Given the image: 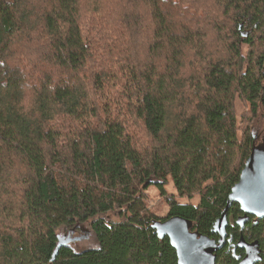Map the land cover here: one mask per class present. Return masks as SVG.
<instances>
[{
	"label": "trees",
	"instance_id": "1",
	"mask_svg": "<svg viewBox=\"0 0 264 264\" xmlns=\"http://www.w3.org/2000/svg\"><path fill=\"white\" fill-rule=\"evenodd\" d=\"M257 148L264 0H0V264H179L157 223L218 238ZM243 215L217 264H264V218ZM82 223L97 245L60 237Z\"/></svg>",
	"mask_w": 264,
	"mask_h": 264
},
{
	"label": "water",
	"instance_id": "2",
	"mask_svg": "<svg viewBox=\"0 0 264 264\" xmlns=\"http://www.w3.org/2000/svg\"><path fill=\"white\" fill-rule=\"evenodd\" d=\"M235 202L244 212L238 220L242 228L251 216H256L257 220L264 218V150L254 149L246 161L240 180L233 186L227 205L214 226L218 238L190 230L177 216L157 223L158 231L169 236L176 249L179 264H217V252L224 248L228 237V211ZM248 251L250 253V248Z\"/></svg>",
	"mask_w": 264,
	"mask_h": 264
},
{
	"label": "rangeland",
	"instance_id": "3",
	"mask_svg": "<svg viewBox=\"0 0 264 264\" xmlns=\"http://www.w3.org/2000/svg\"><path fill=\"white\" fill-rule=\"evenodd\" d=\"M248 109V105L243 104L241 100L237 99L236 115L238 117L239 132L241 134L242 129L248 126L249 131H252L255 133V135H258V131H260L263 127V123L260 120L258 122L252 121L251 114ZM254 123H256L257 125L253 126ZM166 188L168 192L175 193L176 198L179 201L188 202L190 200L187 197H181L177 193V190L174 187L173 181L171 179H169V183L166 185ZM198 200L199 196H195L191 201L197 203ZM147 203L155 211L166 213V199L161 195L160 190L156 185H151L148 189ZM59 233L60 237L71 240L72 244L77 249H81L87 246H95L98 244L96 235L88 223H82L74 227L62 229L59 231Z\"/></svg>",
	"mask_w": 264,
	"mask_h": 264
},
{
	"label": "flooded vegetation",
	"instance_id": "4",
	"mask_svg": "<svg viewBox=\"0 0 264 264\" xmlns=\"http://www.w3.org/2000/svg\"><path fill=\"white\" fill-rule=\"evenodd\" d=\"M255 218V220H257V217L256 216H253Z\"/></svg>",
	"mask_w": 264,
	"mask_h": 264
}]
</instances>
